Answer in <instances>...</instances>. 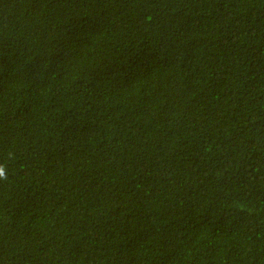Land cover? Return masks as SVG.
I'll return each instance as SVG.
<instances>
[{
	"label": "trees",
	"instance_id": "16d2710c",
	"mask_svg": "<svg viewBox=\"0 0 264 264\" xmlns=\"http://www.w3.org/2000/svg\"><path fill=\"white\" fill-rule=\"evenodd\" d=\"M0 264H264V0H0Z\"/></svg>",
	"mask_w": 264,
	"mask_h": 264
},
{
	"label": "clouds",
	"instance_id": "9594fccd",
	"mask_svg": "<svg viewBox=\"0 0 264 264\" xmlns=\"http://www.w3.org/2000/svg\"><path fill=\"white\" fill-rule=\"evenodd\" d=\"M0 178H5L6 179V174H5V171H4L3 167H0Z\"/></svg>",
	"mask_w": 264,
	"mask_h": 264
}]
</instances>
